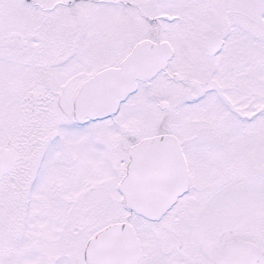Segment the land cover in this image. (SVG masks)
<instances>
[{
  "label": "snow or ice",
  "instance_id": "1",
  "mask_svg": "<svg viewBox=\"0 0 264 264\" xmlns=\"http://www.w3.org/2000/svg\"><path fill=\"white\" fill-rule=\"evenodd\" d=\"M0 264H264V0H0Z\"/></svg>",
  "mask_w": 264,
  "mask_h": 264
}]
</instances>
